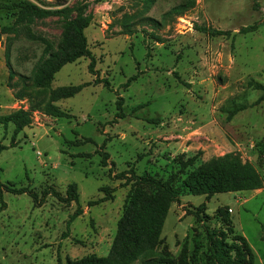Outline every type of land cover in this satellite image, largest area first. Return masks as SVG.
Listing matches in <instances>:
<instances>
[{
	"label": "rangeland",
	"instance_id": "rangeland-1",
	"mask_svg": "<svg viewBox=\"0 0 264 264\" xmlns=\"http://www.w3.org/2000/svg\"><path fill=\"white\" fill-rule=\"evenodd\" d=\"M30 1L53 11L80 3ZM84 13L94 15L86 36L97 76L89 71L91 60L83 58L64 66L49 88L38 89L23 78L32 76L44 45L24 34L5 35L0 44V116L25 109L33 119L16 137L13 125L0 126V147L6 148L0 153V182L28 187L39 197L47 187L65 195L76 184L83 208L70 220L75 203L50 195L37 207L29 194L3 191L0 264L107 257L132 187L118 175L130 177L133 169L166 181L178 173L181 155L197 160L174 183L179 202L166 219L162 242L133 264H203L208 229L244 236L254 264H264V101L256 104L264 96L256 87L264 86V0H90ZM16 17V11L0 10L2 26L13 25ZM258 23L257 31L240 34ZM62 27L63 19L53 16L36 22L32 31L57 48ZM197 27L231 34L211 37ZM7 60L15 73L11 82ZM96 80L109 82L110 88ZM84 84L89 85L56 103L73 118L46 114L53 90ZM18 92L24 100L15 98ZM119 97L123 119L116 117ZM155 118L158 125L147 121ZM231 153L259 172L261 188L209 198L186 188L191 172ZM105 187L114 190L112 198L89 206L106 197ZM201 205L205 210L192 214ZM196 240L204 245L197 255Z\"/></svg>",
	"mask_w": 264,
	"mask_h": 264
},
{
	"label": "trees",
	"instance_id": "trees-1",
	"mask_svg": "<svg viewBox=\"0 0 264 264\" xmlns=\"http://www.w3.org/2000/svg\"><path fill=\"white\" fill-rule=\"evenodd\" d=\"M90 0H80L76 7H66L61 10L53 11L41 7L30 0H20L10 4L0 3V10L16 11L17 17L13 25L2 26L0 24V44L3 36L19 37L24 34L28 39L40 42L44 45V51L41 60L34 69L32 76L24 77V81L32 82V85L38 89H46L51 86L55 75L67 64L76 63L83 58L91 60L89 71L97 76L95 70L96 60L90 50L86 30L91 26L94 15L85 14ZM97 3L105 0H94ZM175 10H178L175 9ZM58 16L63 19L62 38L57 48L46 38L36 35L32 27L38 21ZM259 23L250 27L241 29L240 34H248L257 31ZM197 30L211 37L229 36L228 31L217 30L213 28L197 27ZM10 69L9 80L14 79L15 73ZM136 80L135 77L131 79ZM107 88L110 84L102 81ZM96 80L95 83H102ZM130 82V81H129ZM129 82L127 84H129ZM89 84L80 86L61 87L53 90L50 94V102L46 105L45 111L48 116L55 118L71 119L70 113L62 110L56 105L57 102L69 99L83 90ZM12 88L11 83L8 84ZM128 86V85H127ZM257 89H263L264 86L256 83ZM15 98L22 101L25 99L24 93H16ZM264 101V96L257 101V105ZM123 98L119 97L117 102V119L124 118L122 112ZM246 107L231 111L229 118H232L239 111ZM32 113L29 110L19 109L6 116H0V126H14V137L18 136L25 128L32 124ZM153 125L160 123L159 118L147 120ZM90 139L84 143L90 142ZM77 144V143H76ZM83 144V143H79ZM264 146V142H263ZM104 149V146H103ZM6 150L0 147V153ZM263 152V150H261ZM184 155L179 157L180 169L178 173L172 175L164 181L153 176H139L135 170L131 169L128 173H122L117 178L125 180V185L132 182V187L126 197L123 215L118 223L117 233L112 243L107 257L98 258L88 256L77 260H68L67 264H133L144 254L153 252L161 244V236L164 224L169 215L172 206L179 202V190L174 187V183L180 174H184L189 167L195 166L197 156L184 160ZM109 154L102 153V163L107 164ZM131 179H133L131 181ZM186 188L197 196L206 198L219 194L243 193L253 191L262 187V178L259 172L253 167L244 164L236 154H227L224 157L212 159L202 164L191 172L185 181ZM3 191L13 194H29L35 203V206H42L46 198L50 195L55 196L64 204L75 203L77 205L76 213L70 218L74 220L83 214L81 199L78 186L72 184L62 195L54 187H47L39 197L38 193L28 187L18 188L14 184L4 185L0 182V195ZM106 197L89 202V206L97 205L105 200L112 198L113 189L103 188ZM0 212L6 209L7 204L1 198ZM200 210H205L201 205L196 211H191L195 216H199ZM233 234V231H231ZM207 249L209 253L204 255L203 264H254L255 256L247 239L241 235L232 236L229 231L208 229ZM196 255L203 249L204 245L196 240Z\"/></svg>",
	"mask_w": 264,
	"mask_h": 264
}]
</instances>
